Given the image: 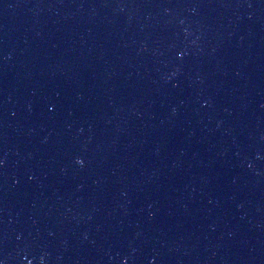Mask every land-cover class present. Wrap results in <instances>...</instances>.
<instances>
[{
    "label": "water",
    "instance_id": "water-1",
    "mask_svg": "<svg viewBox=\"0 0 264 264\" xmlns=\"http://www.w3.org/2000/svg\"><path fill=\"white\" fill-rule=\"evenodd\" d=\"M0 264H264V0H0Z\"/></svg>",
    "mask_w": 264,
    "mask_h": 264
}]
</instances>
